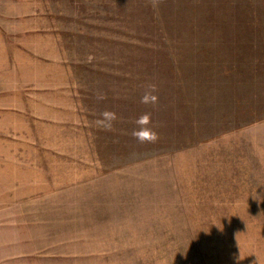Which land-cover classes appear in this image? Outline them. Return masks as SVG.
Returning <instances> with one entry per match:
<instances>
[{"label": "rangeland", "instance_id": "rangeland-1", "mask_svg": "<svg viewBox=\"0 0 264 264\" xmlns=\"http://www.w3.org/2000/svg\"><path fill=\"white\" fill-rule=\"evenodd\" d=\"M181 1L0 0V264H264V0Z\"/></svg>", "mask_w": 264, "mask_h": 264}, {"label": "clouds", "instance_id": "clouds-1", "mask_svg": "<svg viewBox=\"0 0 264 264\" xmlns=\"http://www.w3.org/2000/svg\"><path fill=\"white\" fill-rule=\"evenodd\" d=\"M162 0H149V3L153 8H156ZM148 91L144 93L141 97V103L145 105L155 106L158 103V97L154 95L155 86L150 85ZM98 99H104L103 95L98 96ZM101 119L97 121V124L100 125L105 130H111L113 127V122L117 120V114L112 111H104L101 113ZM151 113H144L140 115L135 120L136 128L132 132V136L139 143H155L158 140V133L151 127Z\"/></svg>", "mask_w": 264, "mask_h": 264}, {"label": "trees", "instance_id": "trees-1", "mask_svg": "<svg viewBox=\"0 0 264 264\" xmlns=\"http://www.w3.org/2000/svg\"><path fill=\"white\" fill-rule=\"evenodd\" d=\"M190 0H187L186 2H182L181 1V3H183L184 4V6H185V4L186 3H188ZM208 1L209 0H192V2H193V5L192 4H187L188 5V7L190 8V10H191V12L193 13V15H191V18L190 19H192L193 18V20H194V12H196L195 13V15H197L198 14V12L199 11H201V12H203L204 11V9L205 8H207V6H208ZM186 5V6H187ZM195 10V11H194ZM198 11V12H197ZM259 12H257V14H258ZM196 17V16H195ZM197 17H199V18H201V15H197ZM188 22H189V20H188ZM165 23V22H164ZM157 26H159L158 24H157ZM165 26V25H164ZM161 28H163V27H161ZM198 45H200L199 43H197ZM197 44H193V46H197ZM201 52H203V51H201ZM152 53L153 54H151V55H154V51H152ZM202 54V53H201ZM147 57H148V63H149V69L148 70H146V68H145V74L146 73H148V71L149 70H156V68H161L162 67V63H160V64H157V63H155L154 62V60H152V58L149 56V55H147ZM205 56L204 55H199V56H197V58H198V64L196 65V66H198V67H200V68H202V66H206V63L204 64V58ZM144 64V63H143ZM147 75V74H146ZM146 75H145V77H146ZM145 81L146 80H144V83H145ZM140 83V82H139ZM155 84H157V83H155ZM138 85H141V84H138ZM138 85H137V87H138ZM155 88H156V85H155ZM148 90H150L149 89V87H146V91H148ZM136 92L137 93H140L139 95H144V93H145V89H142L141 88V86H140V91L137 89L136 90Z\"/></svg>", "mask_w": 264, "mask_h": 264}]
</instances>
